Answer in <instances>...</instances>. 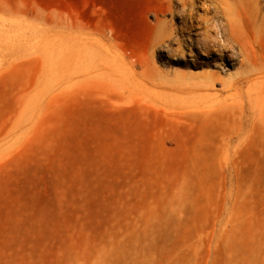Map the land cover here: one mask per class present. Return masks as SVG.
<instances>
[{"label": "rangeland", "instance_id": "374dc122", "mask_svg": "<svg viewBox=\"0 0 264 264\" xmlns=\"http://www.w3.org/2000/svg\"><path fill=\"white\" fill-rule=\"evenodd\" d=\"M179 6L0 0V264H264V121L166 105L236 71L153 42Z\"/></svg>", "mask_w": 264, "mask_h": 264}, {"label": "bare ground", "instance_id": "6f19581e", "mask_svg": "<svg viewBox=\"0 0 264 264\" xmlns=\"http://www.w3.org/2000/svg\"><path fill=\"white\" fill-rule=\"evenodd\" d=\"M179 8L180 25L165 27L153 42L179 53L178 60L189 67H218L219 60L235 66L236 71L223 78L219 74L223 67H218L219 71L162 80L170 96L166 105L179 115L204 120L249 109L264 121V0H180ZM198 9L205 13H198ZM193 51V59L185 57ZM199 53L200 61L196 57Z\"/></svg>", "mask_w": 264, "mask_h": 264}]
</instances>
